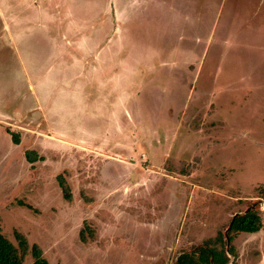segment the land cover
<instances>
[{"label":"rangeland","instance_id":"obj_1","mask_svg":"<svg viewBox=\"0 0 264 264\" xmlns=\"http://www.w3.org/2000/svg\"><path fill=\"white\" fill-rule=\"evenodd\" d=\"M5 1L2 234L37 243L49 264H176L203 245L230 249L227 264H264V0H143L100 30L85 20L109 0H68L88 43L66 40L67 28L27 5L11 26L18 58ZM84 49L99 50L97 64L112 58L116 72L96 82ZM75 69L78 78L66 71ZM37 100L54 114L40 127L52 137L36 136ZM27 150L42 158L29 162ZM250 210L260 229L229 232ZM32 260L28 250L22 264Z\"/></svg>","mask_w":264,"mask_h":264},{"label":"crops","instance_id":"obj_2","mask_svg":"<svg viewBox=\"0 0 264 264\" xmlns=\"http://www.w3.org/2000/svg\"><path fill=\"white\" fill-rule=\"evenodd\" d=\"M119 1L120 0H109V1H107L108 3H105V5L102 7V11L100 13V16L98 17V20L88 19V20H85L86 24L89 23L92 25H96V26H98V28L100 27L99 25H101L102 21L107 22V23L110 22L111 24L113 23L116 25V24L121 22L120 20L122 17L121 16L122 13H124L126 10L133 8L134 2L137 4V3H141L140 1H143V0H126L127 3H124V5H119ZM5 3H6L5 8L7 9V15L8 16L5 14L4 18L5 17H8V18H7V20L4 19V21H3L4 37H5V40L7 39L9 41V46H10L11 50H13L15 52H16L17 46L14 44V37L20 36V34H19L17 29H16V32L11 33V26H13V27H15V25L18 26V21H21V15L22 14L20 15V19H18V16H16V10L18 8L27 7V5H33L32 8H34L36 10L43 11L44 12V14H43L44 18H41V19H44L45 21L51 20L52 26L55 29L58 30L59 28H62V29L67 28V31H68L67 36L73 35V39H70L66 36L67 37L66 40H69V41L70 40H80V41H86L87 43L89 42L86 38H82L78 34L74 33L76 30V27L80 26V25H79V23L74 24V25H73V22L70 23V20H71L70 9L72 7L69 5L68 0H9V1H5ZM126 19H128V18H125V20ZM66 21H68L67 24H66ZM26 23L28 24L29 22H26ZM114 29H117V27ZM73 30H74V32H73ZM99 30H100V28H99ZM108 34L109 33L106 31L104 35H101L104 39L103 45H106L108 42V38L110 36ZM85 47H87V46L85 45ZM89 48H91L90 45H89ZM117 48H118V46L115 48L116 57H117V60L115 62H117L119 60V52L117 53ZM84 51L89 52V55L87 57H89L88 60L91 61V64H88V66H87V63H86L87 59L83 58L84 66H85V68H88V70L90 68L93 70V72L95 74L96 82L98 81L101 83L104 79V75H107V74L112 75L114 72H116L117 67L111 66L112 63L114 62V60L112 58L108 59V57H107L104 59V58H101L100 55H98L99 64H97V62L95 63V60L93 58L97 57L99 50L97 49L94 54H92V52L94 51L92 49H84ZM18 56L19 55L16 52V57L18 58ZM104 60H105V62H104ZM76 64H77V66H79V63H76ZM107 64H109L110 66H108ZM20 66H21V71L23 73H26L22 63L20 64ZM103 67L105 69H102ZM109 67H110V71H105L106 69H109ZM77 69H75V71H69V70H66V71H67V73L72 72L73 74H77L76 78H78L79 77L78 74H80L81 71L77 70ZM122 69H124V68H122ZM135 72H136V70H135ZM63 74L65 75L66 73H63ZM80 79L85 82L84 79H82V78H80ZM37 102H38V100H37ZM39 104H40L39 102L37 104H35L36 105L35 106V115H36V120H37L36 121L37 126L35 128V130L37 132L36 136H37V138H39V136L52 137L53 134L49 131V129H48V131H46V130L44 131L43 129L41 130L40 127L43 125L44 122H48L49 119L54 120L55 119L54 114H51V112L50 113L45 112L44 108H43L44 106L39 105ZM119 119L124 120L123 117L118 118V120ZM39 134H41V135H39Z\"/></svg>","mask_w":264,"mask_h":264},{"label":"trees","instance_id":"obj_3","mask_svg":"<svg viewBox=\"0 0 264 264\" xmlns=\"http://www.w3.org/2000/svg\"><path fill=\"white\" fill-rule=\"evenodd\" d=\"M7 131L11 133L12 141L18 144L20 142L19 133L10 130ZM25 154L27 160L31 163L42 158V156H38L35 153L33 154L32 151L28 150L25 151ZM59 185L63 196L70 199L71 193L69 185L60 176ZM260 227V217L255 211L250 210L232 217L229 225V232H256ZM14 235L17 239L16 245L2 234L0 228V264H22L28 250L33 258L30 264H49V261L43 255L42 249L37 243H32L31 246H29L24 235L17 231H15ZM218 238V240L223 241L221 233ZM225 251H230V249H225ZM225 251H220L214 246L213 251H211L208 245H203L193 252L181 253L177 258L176 264H227L229 256Z\"/></svg>","mask_w":264,"mask_h":264}]
</instances>
